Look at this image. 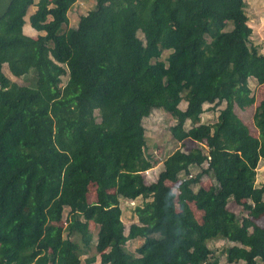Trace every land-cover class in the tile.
I'll use <instances>...</instances> for the list:
<instances>
[{
  "label": "trees",
  "instance_id": "obj_1",
  "mask_svg": "<svg viewBox=\"0 0 264 264\" xmlns=\"http://www.w3.org/2000/svg\"><path fill=\"white\" fill-rule=\"evenodd\" d=\"M74 1L9 0L0 14V264H80L91 241L85 221L97 226L102 264H217L207 245L216 239L233 242L224 249L228 262L264 263V223H257L264 184H255L264 99L252 117L257 136L233 110L255 101L250 78L264 83L244 0H95L71 27ZM31 5L36 36L23 32ZM4 65L28 83L12 80ZM168 88L179 96L170 98ZM205 103L225 104L213 123L201 122ZM154 109L174 119L170 134L188 147L170 153L146 184L142 172L152 162L142 119ZM181 172L176 194L166 181ZM201 173L216 184L195 192ZM136 197L143 199L137 222L124 234L119 199ZM230 199L247 214L230 211ZM63 207L65 225L47 234ZM134 238L143 241L129 254L124 243Z\"/></svg>",
  "mask_w": 264,
  "mask_h": 264
},
{
  "label": "rangeland",
  "instance_id": "obj_2",
  "mask_svg": "<svg viewBox=\"0 0 264 264\" xmlns=\"http://www.w3.org/2000/svg\"><path fill=\"white\" fill-rule=\"evenodd\" d=\"M9 0H0V14L4 11ZM245 12L248 17V24L252 28V33L249 38V45L254 46L259 53L264 54V0H244ZM95 5V0H75L68 11V26L74 27L77 25L79 17L86 14L89 10L93 9ZM36 6L31 5L27 14L25 15V23L23 25V32L25 34L32 32V27L28 23V15L35 10ZM65 26H62L63 30ZM231 28V23L226 22L225 29ZM34 32V33H33ZM32 34H38L37 31L33 30ZM137 35L142 38L141 32ZM35 36V35H33ZM168 50L163 51L161 58L165 60ZM4 73L9 76L12 80L19 83H28V78L25 80L23 78H15L10 75L7 66H3ZM67 76L63 75L61 77L62 83L66 80ZM249 87L255 96V101L245 109H240L236 105L233 106L234 112L240 117V119L247 125L248 130L251 135L257 136V130L253 124V113L260 102L264 99V83H257L255 78H250L248 80ZM168 94L171 95L170 98H175L179 95L172 92L171 88H168ZM185 101L183 98L179 99L178 107L181 109L185 108ZM224 103L220 105H213L209 103L203 104L204 112L201 114V122L213 123L216 120L218 110L224 107ZM143 126L145 128V148L144 153L147 158L152 162V166L146 171L142 172L144 182L149 184L154 182L159 172L164 168L165 160L175 149H181L183 151L187 150V141L179 142L175 140L169 131V127L175 123L174 119L165 111L161 109H154L145 118L142 119ZM185 128L190 126L189 121H186ZM205 167V163L202 165H191L189 168V176H194ZM201 177L197 183L191 184V189L197 192L200 188H208L211 185H215L216 181L212 173H201ZM186 175L181 172L179 174V179L176 182L166 181V184L171 187V189L177 194L178 184L180 180ZM256 186H261L264 184V161L261 160L257 166V175L255 179ZM96 187L94 184L89 185L87 192V201L94 202L96 200L95 195ZM176 199V198H175ZM264 199V194H263ZM141 197H136L134 199L120 198L119 206L121 208V220L124 224V234L128 233L129 226L137 222V217L134 213V208L142 203ZM187 207L190 208L198 221H201L202 212L197 210L192 201L187 202ZM227 207L230 211L234 212L237 216H244L247 214V210L233 200H229ZM69 208L63 207L59 213V217H55L52 214L51 218L48 220L45 231L47 234H52L53 231L60 226H64L67 218L69 216ZM259 225L264 223V216L257 220ZM87 230L91 234L90 245L85 247L81 252L80 264H102L99 261V254L96 252L94 243L97 233V226L92 221L84 222ZM142 238L129 239L124 243V248L129 254H136V248L142 243ZM233 244V242H227L226 240L216 239L208 241L207 245L212 251L213 261L217 264H242L239 262H228L224 253L225 247ZM257 264H264L260 259H257Z\"/></svg>",
  "mask_w": 264,
  "mask_h": 264
},
{
  "label": "crops",
  "instance_id": "obj_3",
  "mask_svg": "<svg viewBox=\"0 0 264 264\" xmlns=\"http://www.w3.org/2000/svg\"><path fill=\"white\" fill-rule=\"evenodd\" d=\"M33 30H34V29L32 28V32H33ZM32 32H31V33H28V35H31V36H33V35L36 36V35H37V34H32ZM33 33H34V32H33ZM260 161H261V160H260ZM260 161H259V162H260ZM263 161H264V160H263ZM259 162H258V164H259ZM258 164H257V166H258ZM189 168H190V167H189ZM256 175H257V167H256ZM255 179H256V177H255Z\"/></svg>",
  "mask_w": 264,
  "mask_h": 264
}]
</instances>
